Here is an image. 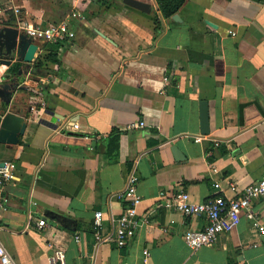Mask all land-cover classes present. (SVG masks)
<instances>
[{
  "label": "crops",
  "instance_id": "0c3cea01",
  "mask_svg": "<svg viewBox=\"0 0 264 264\" xmlns=\"http://www.w3.org/2000/svg\"><path fill=\"white\" fill-rule=\"evenodd\" d=\"M135 1L150 12L122 0H0V60L11 62L0 63V123L7 113L27 123L19 145H0V164L16 166L0 188V244L12 264H48L55 249L66 264H264V235L244 215L192 251L183 235L206 220L172 206L176 193L200 204L264 174V0H163L177 8L167 17L156 0ZM17 20L68 23L56 64L35 68L46 44ZM26 42L37 47L30 64ZM137 122L145 127L129 129ZM132 172L141 226L124 247L96 245L94 213L110 232ZM251 209L264 228V197Z\"/></svg>",
  "mask_w": 264,
  "mask_h": 264
},
{
  "label": "built area",
  "instance_id": "2783aa9c",
  "mask_svg": "<svg viewBox=\"0 0 264 264\" xmlns=\"http://www.w3.org/2000/svg\"><path fill=\"white\" fill-rule=\"evenodd\" d=\"M15 15L19 14V10L14 11ZM77 14H72L75 17ZM16 25L21 29L32 41H41L44 44H53L58 46L57 54L60 53L63 46L69 40L68 23L50 24L41 26L39 24L30 23L26 20H17ZM52 80V77H50ZM165 85L169 83V79H163ZM41 96V92L38 93ZM40 105L45 106L44 102ZM145 127L144 122L131 124L129 129H139ZM198 141V140H197ZM16 180V166L13 163H3L0 168V188L8 183ZM138 178L132 172L128 175L126 188L119 198L127 203L122 210L120 216L113 222L112 230L106 234L103 233L104 215L97 211L93 217V233L96 245L114 241L117 247H124L131 238H133L139 230L141 224L138 220L137 208L141 203V197L137 193ZM214 189L219 190L220 185L215 184ZM231 197L217 195L208 201L200 204H192L186 193L179 192L172 196V206L176 208L185 218L195 216H203L206 224L203 229L198 231H188L183 235V242L192 251H196L202 247L212 246L220 235L227 234L235 230L242 215L258 228L261 235H264V228L257 221L251 207L254 201L264 197V174L251 184L238 188L235 184H229ZM7 200L0 201V214L6 211ZM38 228H44L46 223L41 220L37 224ZM74 242H80L79 236L74 237ZM48 264H66L65 254L62 249H55L47 260ZM0 264H12V259L5 248L0 244Z\"/></svg>",
  "mask_w": 264,
  "mask_h": 264
},
{
  "label": "water",
  "instance_id": "95a60500",
  "mask_svg": "<svg viewBox=\"0 0 264 264\" xmlns=\"http://www.w3.org/2000/svg\"><path fill=\"white\" fill-rule=\"evenodd\" d=\"M124 4L131 6L139 11L144 13L150 12V6L147 4H143L137 2L135 0H122ZM11 36L8 35L7 38ZM13 40L12 49L10 53H12L16 47L15 37H11ZM32 42V40L30 39ZM37 51L36 45L26 42L23 48V62L26 64H30L34 60L35 53ZM0 63L6 66L10 65V61L0 60ZM2 95V92H0ZM199 112H200V134L206 136L209 134V126H208V103L206 101H202L199 103ZM27 128L26 119L24 117H20L13 113H7L0 123V145L4 146H17L20 143V139L24 136ZM173 152L179 156V152L176 148H173ZM3 167V164H0V168Z\"/></svg>",
  "mask_w": 264,
  "mask_h": 264
},
{
  "label": "trees",
  "instance_id": "16d2710c",
  "mask_svg": "<svg viewBox=\"0 0 264 264\" xmlns=\"http://www.w3.org/2000/svg\"><path fill=\"white\" fill-rule=\"evenodd\" d=\"M156 1L159 5V9H160L163 17H167L171 13H173L177 10V8H175L173 10L167 9V11H166L165 6H163V4H162V3H164L163 0H156ZM57 50H58L57 45L46 44L43 48L42 55L38 58V61H37L35 68L38 70H45L46 71L47 69L50 68V65L56 64L58 61L57 60V58H58Z\"/></svg>",
  "mask_w": 264,
  "mask_h": 264
}]
</instances>
